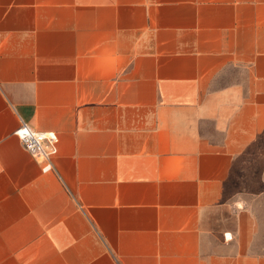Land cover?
Instances as JSON below:
<instances>
[{"label": "crops", "instance_id": "obj_1", "mask_svg": "<svg viewBox=\"0 0 264 264\" xmlns=\"http://www.w3.org/2000/svg\"><path fill=\"white\" fill-rule=\"evenodd\" d=\"M23 122L58 133L49 169ZM243 191L264 0H0V264H264Z\"/></svg>", "mask_w": 264, "mask_h": 264}, {"label": "built area", "instance_id": "obj_2", "mask_svg": "<svg viewBox=\"0 0 264 264\" xmlns=\"http://www.w3.org/2000/svg\"><path fill=\"white\" fill-rule=\"evenodd\" d=\"M16 134L41 167L45 169L52 167V158L58 151L59 135L57 132L38 131L23 122ZM228 235L227 233V238H231Z\"/></svg>", "mask_w": 264, "mask_h": 264}, {"label": "rangeland", "instance_id": "obj_3", "mask_svg": "<svg viewBox=\"0 0 264 264\" xmlns=\"http://www.w3.org/2000/svg\"><path fill=\"white\" fill-rule=\"evenodd\" d=\"M246 183L243 180V184ZM242 196L249 200L251 203L253 209L255 210L258 219H259V237H258V242H257V249L259 251H264V195L260 197H256L251 195L248 192L242 193Z\"/></svg>", "mask_w": 264, "mask_h": 264}]
</instances>
